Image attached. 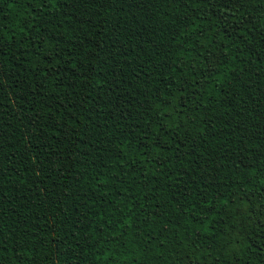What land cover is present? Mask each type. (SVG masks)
<instances>
[{
	"label": "trees",
	"instance_id": "1",
	"mask_svg": "<svg viewBox=\"0 0 264 264\" xmlns=\"http://www.w3.org/2000/svg\"><path fill=\"white\" fill-rule=\"evenodd\" d=\"M0 264H264V0H0Z\"/></svg>",
	"mask_w": 264,
	"mask_h": 264
},
{
	"label": "snow or ice",
	"instance_id": "2",
	"mask_svg": "<svg viewBox=\"0 0 264 264\" xmlns=\"http://www.w3.org/2000/svg\"><path fill=\"white\" fill-rule=\"evenodd\" d=\"M29 3L32 2V0H28ZM229 2H231V0H229ZM36 3L41 5V8H43V6L47 3V0H36Z\"/></svg>",
	"mask_w": 264,
	"mask_h": 264
}]
</instances>
